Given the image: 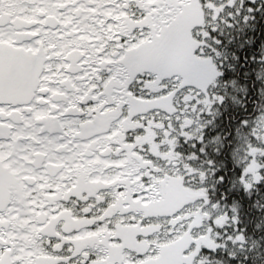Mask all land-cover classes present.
<instances>
[{
    "label": "snow or ice",
    "instance_id": "6c2138e0",
    "mask_svg": "<svg viewBox=\"0 0 264 264\" xmlns=\"http://www.w3.org/2000/svg\"><path fill=\"white\" fill-rule=\"evenodd\" d=\"M0 264H264V0H0Z\"/></svg>",
    "mask_w": 264,
    "mask_h": 264
}]
</instances>
